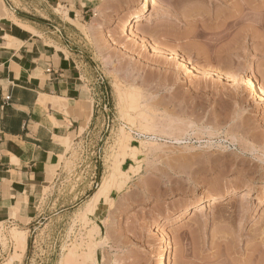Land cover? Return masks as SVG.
<instances>
[{
	"label": "rangeland",
	"instance_id": "obj_1",
	"mask_svg": "<svg viewBox=\"0 0 264 264\" xmlns=\"http://www.w3.org/2000/svg\"><path fill=\"white\" fill-rule=\"evenodd\" d=\"M85 1L91 16L73 21L72 33L104 81L106 113L68 144L54 214L26 232L24 264H258L264 95L246 78L264 87V24L263 38L251 34L235 49L236 27L223 40L209 38L240 0H156L128 30L123 21L143 0ZM11 2L35 12L41 0ZM248 13V23L262 17ZM192 29L209 35L188 36ZM202 49L220 51V59L207 63ZM90 244L95 254L87 258Z\"/></svg>",
	"mask_w": 264,
	"mask_h": 264
},
{
	"label": "crops",
	"instance_id": "obj_2",
	"mask_svg": "<svg viewBox=\"0 0 264 264\" xmlns=\"http://www.w3.org/2000/svg\"><path fill=\"white\" fill-rule=\"evenodd\" d=\"M34 11L0 0V264H24L29 236L13 259L12 230L30 234L54 214L68 144L106 113L104 81L72 33L88 3L41 0Z\"/></svg>",
	"mask_w": 264,
	"mask_h": 264
},
{
	"label": "bare ground",
	"instance_id": "obj_3",
	"mask_svg": "<svg viewBox=\"0 0 264 264\" xmlns=\"http://www.w3.org/2000/svg\"><path fill=\"white\" fill-rule=\"evenodd\" d=\"M240 1L241 2L239 4H237V5H235L233 10L230 13H228L227 15L226 14L223 15L222 16L223 18H221V19H220V17H218V19H220L219 20L220 23H216L217 27L214 28V29H211L212 32L210 30V34L212 33V36L210 38L208 37L210 40L212 39V40H214L216 42L219 41V40H223V38H225L228 35L229 31H231L235 27H236V29H238V31L236 32L235 38L232 40L235 49H237L239 47V45L241 44V41L243 40V38H245L247 36H252L251 34H253L252 38H259V37L262 36L261 35L262 32L260 30H258V31H260V34H258L259 32L257 31V27H259L260 25L264 24V3L262 5L255 6V5H253V0H240ZM152 5L156 6L157 5V1L156 0H143L142 1V6H141V11L140 12H135V13L131 14L129 17H127L123 21L122 28L128 30L133 24H135V23L139 24V22L142 20V18L149 12L150 6H152ZM251 8L259 10L262 13L261 14L262 17L259 16L260 18H258L257 20H254L255 22L250 21L248 23V21L250 20L249 19L248 10L251 9ZM94 21H96L95 18H94ZM195 30L193 31V29H192V31H191L192 33H190V34L188 33V36H191V37H194V38H202V37L205 38V36L208 34L206 31H199L197 29L198 32H196ZM254 31H256V32L254 33ZM176 38H178V37L176 36ZM208 38H207V40H208ZM261 38H263V37H261ZM199 40H201V39H199ZM230 45H231V43H230ZM224 47L221 48V50H224ZM229 47H231V46H229ZM171 49H172L171 47H161V48L157 49V52L160 53L161 51H163V52H170V54H171V52H172ZM196 49H198V48H196ZM199 50L197 51L198 54L203 55V57L206 59L207 63H210L213 60V58H215V57L220 59V55H221L220 51L219 52L215 51V55L213 54V56H212V52L208 53V51L206 52V51H204L202 49L203 52L200 53ZM229 50H230V52H232L231 48L226 50V51L228 52ZM175 51H176V52H174L175 54H180L181 53V51L179 49H177ZM171 58L174 59V56H172ZM183 61H184V63L187 64L186 60H183ZM190 69L192 71V69H194V68H190ZM210 71H212L211 73L218 72L219 74H221L220 71H218L217 69H213L212 67H210ZM246 80H247L246 83L248 85L252 86V91L259 92V90H260L261 91L260 94L264 95V87L261 84L258 86L256 84V82L253 80L252 77H247ZM140 105L141 104L137 103L136 107L140 108L141 107ZM140 114H142V116H143V111H140ZM143 122H149V121H148V119L146 117H144V121ZM143 125H145V123H143ZM146 126H148V123H146ZM149 126H150V124H149ZM149 126H148V128H151ZM145 130H148V129H146V127H145ZM125 136H126L127 140L129 141L128 146H130L134 151H139L140 148L138 149V147L136 145L131 144L130 134H127ZM142 144L144 145L145 143H142ZM141 145H140V147H141ZM246 194L247 193H244L243 196L246 195ZM240 196H242V195H240ZM234 198H236V197L233 196L231 198H228L227 199L228 200L227 203L232 202V200ZM197 208H194V214L198 213ZM92 231H90V232H92ZM12 237L14 238V240L16 242L15 250H21V253H18V251L15 253V255L13 256V259H21L22 254H23V252L26 249L27 234L25 232H23V231L14 229V230H12ZM89 247H90V249H89L88 253L86 252L87 255L85 253V255H86L85 257L89 256L90 258H92V257H94L95 253H93V252L95 250H94V248L92 249V245L89 246ZM92 250H94V251H92ZM255 250H257V249L255 248ZM255 250L253 251L254 254L256 252ZM92 253H93V256H92ZM71 255L75 256V255H77V253L75 251H72ZM89 257H87V258H89ZM262 257L264 258V255ZM262 257H261V259H259L258 264H262V261L264 260V259H262ZM160 264H166V263L164 262L163 259H161L160 260ZM263 264H264V261H263Z\"/></svg>",
	"mask_w": 264,
	"mask_h": 264
},
{
	"label": "built area",
	"instance_id": "obj_4",
	"mask_svg": "<svg viewBox=\"0 0 264 264\" xmlns=\"http://www.w3.org/2000/svg\"><path fill=\"white\" fill-rule=\"evenodd\" d=\"M8 99L10 98V96L7 97Z\"/></svg>",
	"mask_w": 264,
	"mask_h": 264
}]
</instances>
